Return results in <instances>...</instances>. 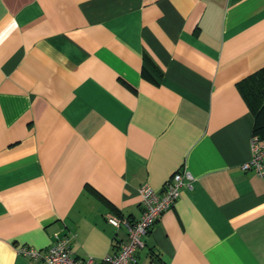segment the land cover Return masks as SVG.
Segmentation results:
<instances>
[{"label":"crops","instance_id":"obj_1","mask_svg":"<svg viewBox=\"0 0 264 264\" xmlns=\"http://www.w3.org/2000/svg\"><path fill=\"white\" fill-rule=\"evenodd\" d=\"M261 107L264 0H0V264L56 234L100 261L127 242L107 216L183 169L139 262L264 264V177L241 169Z\"/></svg>","mask_w":264,"mask_h":264},{"label":"built area","instance_id":"obj_2","mask_svg":"<svg viewBox=\"0 0 264 264\" xmlns=\"http://www.w3.org/2000/svg\"><path fill=\"white\" fill-rule=\"evenodd\" d=\"M250 152V159L241 166V169L245 172L252 170L258 176L264 177V135L254 134L251 137ZM192 181V175L183 169L172 176L161 194H157L149 186H142L138 191L141 213L137 220L107 216V223L112 227L125 229L127 242L121 243L113 254L106 255L98 262L77 258L69 246L70 238L57 234L54 235L52 246L44 251L23 246L17 249V253L29 260L40 261L42 264H142L138 260L137 252L143 247V238L161 214L174 205L180 189L191 188Z\"/></svg>","mask_w":264,"mask_h":264},{"label":"trees","instance_id":"obj_3","mask_svg":"<svg viewBox=\"0 0 264 264\" xmlns=\"http://www.w3.org/2000/svg\"><path fill=\"white\" fill-rule=\"evenodd\" d=\"M258 104H256V106ZM254 115H255V118H254L255 123H254V128H253V134L263 136L264 135V108L261 107V109L259 111H257V112L255 111Z\"/></svg>","mask_w":264,"mask_h":264}]
</instances>
